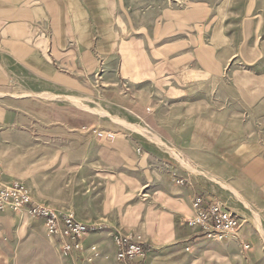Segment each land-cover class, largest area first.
I'll return each mask as SVG.
<instances>
[{
	"label": "rangeland",
	"instance_id": "obj_1",
	"mask_svg": "<svg viewBox=\"0 0 264 264\" xmlns=\"http://www.w3.org/2000/svg\"><path fill=\"white\" fill-rule=\"evenodd\" d=\"M126 8L147 28L149 65L157 67L160 49L172 52L168 69L173 73L165 77L169 83H179L180 76V83L192 86L197 100L205 97L217 115L238 116L247 132L264 147V0H127ZM184 53L194 54L185 59ZM158 78L149 76V83H159ZM28 85L41 88L32 81ZM68 95L77 96L71 92ZM88 100L85 103L89 104ZM91 101V107L109 113L85 112L100 114L99 126L89 133L95 139L92 150L80 154L73 138H56L43 125L19 121L13 146L11 140L7 141V152L12 153L7 156L11 170L0 176L3 182L24 183L37 202L92 227L83 237L87 251L66 253L62 240L48 234L43 219L27 210L7 209L0 211V264H119V233L146 243L143 261L147 264H264V239L255 220L257 213L264 229V213L247 208L229 189L209 177L211 173L188 169L164 146L124 125L125 141L135 146L137 156H146L148 169L163 176L161 182L142 184L140 164L130 168L113 144L117 138H100L97 131H111L113 119L120 123L115 118L158 135L156 125L105 101ZM156 104V99L149 103V111ZM181 157L193 164L185 155ZM191 174L209 191L216 185L219 195L241 215L243 229L253 228V238L241 235L251 244L249 250H241L239 242L231 238L220 241L193 237L185 214L192 194L176 182L178 176ZM171 209L177 214H162ZM211 246L222 247L210 252L206 248Z\"/></svg>",
	"mask_w": 264,
	"mask_h": 264
},
{
	"label": "crops",
	"instance_id": "obj_2",
	"mask_svg": "<svg viewBox=\"0 0 264 264\" xmlns=\"http://www.w3.org/2000/svg\"><path fill=\"white\" fill-rule=\"evenodd\" d=\"M126 1L0 0L1 176L11 170L7 156L12 153L7 152V141L11 140L13 146L19 121L43 125L56 138H73L80 154L93 149L95 139L89 133L99 126L100 114H90L92 111L66 102L68 96L80 94L88 96L82 99H89L90 105L92 98L105 101L156 125L157 134L178 154L188 157L192 166L211 173L208 176L235 197L236 191L241 197L237 198L251 211L264 213V147L247 132L238 116L217 115L205 97L197 100L192 86L180 83V76L179 83H169L165 77L173 73L168 69L172 52L160 49L157 67L149 65L147 28L126 8ZM190 54L194 53L182 55L189 59ZM153 75L160 81L154 85L149 83ZM29 81L41 84V88H30ZM155 99L158 105L149 111V103ZM112 121L109 129L117 135L113 144L130 168L140 164L142 184L163 181L160 173L148 169L146 156H137L135 146L125 141L122 132L127 127ZM190 176H178L187 183H177L192 194L185 208L187 219L192 215L196 193H204L236 212L219 195L216 185L209 191L202 180ZM172 191L176 192L174 188ZM165 212L162 214L167 216L177 214L174 209ZM243 224L242 220L240 231L230 238L247 251L251 244L241 235L253 238L256 232L251 227L243 229ZM187 228L193 237L202 238L198 230ZM218 248L206 249L212 252Z\"/></svg>",
	"mask_w": 264,
	"mask_h": 264
},
{
	"label": "built area",
	"instance_id": "obj_3",
	"mask_svg": "<svg viewBox=\"0 0 264 264\" xmlns=\"http://www.w3.org/2000/svg\"><path fill=\"white\" fill-rule=\"evenodd\" d=\"M100 138L113 140L116 134L111 131H97ZM1 176V172H0ZM176 182L185 185V178H177ZM27 210L31 215L43 219L49 235L62 240L66 253H81L87 251L83 237L92 227L77 221L70 215H59L45 203L37 202L32 190L20 181L3 182L0 180V211ZM192 215L186 220V225L198 230L200 237L225 240L238 234L242 227L240 215L226 204L214 201L204 193H196L192 200ZM116 261L119 264H143L147 254L146 243L130 235L119 233L116 236ZM249 248V245H245ZM92 246L91 250H95ZM88 258V257H87ZM92 258H89V262Z\"/></svg>",
	"mask_w": 264,
	"mask_h": 264
},
{
	"label": "bare ground",
	"instance_id": "obj_4",
	"mask_svg": "<svg viewBox=\"0 0 264 264\" xmlns=\"http://www.w3.org/2000/svg\"><path fill=\"white\" fill-rule=\"evenodd\" d=\"M50 97H56L55 95H50ZM72 103L78 105V106H81L85 109H88V110H91V111H97L98 113H101V114H109L107 113V111L105 110H101V109H98V108H95V107H91L89 104L85 103V98H80V97H72V96H68L67 97ZM117 121H119L120 123H122L123 125L127 126L128 128H131L137 132H140L142 133L143 135H145L147 138L155 141L157 144L159 145H163L164 147H166L171 153L175 154L177 158H179L181 160V162L186 166L188 167L189 169L193 170L194 172L195 171H199L196 167L192 166L191 164L189 163H186L184 162V159L181 157V153L178 154L176 150H174L171 146H169L164 140H162L159 136H157L156 134H152L149 132V130L145 129L144 127L138 125V124H135V123H132V122H129V121H126V120H123V119H120V118H115ZM114 120V119H113ZM236 196L238 198H241L240 195L236 192V191H233ZM244 200V199H243ZM248 206V205H247ZM250 207V206H249ZM255 219H256V222H257V225L262 233V235L264 236V229L262 227V223H261V220H260V217L257 213H255Z\"/></svg>",
	"mask_w": 264,
	"mask_h": 264
}]
</instances>
